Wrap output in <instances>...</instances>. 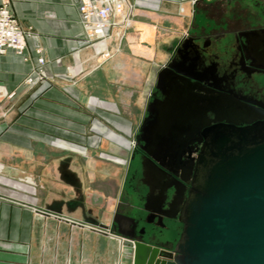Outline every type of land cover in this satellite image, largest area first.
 <instances>
[{
    "label": "crops",
    "instance_id": "1",
    "mask_svg": "<svg viewBox=\"0 0 264 264\" xmlns=\"http://www.w3.org/2000/svg\"><path fill=\"white\" fill-rule=\"evenodd\" d=\"M3 1L9 3L20 28L30 30L33 36L26 40L25 60L10 50L0 55V89L16 92L14 99L6 103L8 107L14 105V110L0 120L2 169L17 173L13 162L19 159L20 174L31 177L23 172L34 162L40 171L44 166L41 163L47 159L45 151L54 157L52 161L57 159L55 155L59 156L60 164L54 165L53 170L62 168L74 184L79 160H87L85 170L92 177L98 166L92 162L96 154L100 161L112 160L113 169L99 164L97 189H45L46 181H40L41 177L42 189H35L34 195L29 189L0 187V264H130L131 252L125 242H129L131 221L143 208L135 202L132 189H127L134 169L132 147L139 125L136 127L119 110L106 114L83 107L85 96L74 88L64 91L43 84L28 95L26 88L19 87L33 68L56 82L68 79V67H79L78 79L86 81L104 72L118 91L116 101L110 102L121 109L126 104L119 76L128 72V60L118 54L96 69L93 53L82 41L78 0H0V5ZM140 1H144L143 6L155 1L157 10L134 12L131 35L118 42L112 31L109 49L113 53L116 49L131 50L133 54L144 49L148 60H152L156 48L162 50L169 44L167 53H173L184 40L199 32V26L193 28L196 8L202 16L206 10L213 11L216 3L229 4L233 0H138L139 5ZM166 19L174 25L155 24ZM157 35H162V42ZM39 56L44 59L43 66L37 65ZM56 60H60L59 64ZM166 64L152 68L144 108ZM128 93V97H134L137 91ZM85 170L79 171L81 184L87 182L83 177ZM50 214L53 218L47 217Z\"/></svg>",
    "mask_w": 264,
    "mask_h": 264
},
{
    "label": "flooded vegetation",
    "instance_id": "2",
    "mask_svg": "<svg viewBox=\"0 0 264 264\" xmlns=\"http://www.w3.org/2000/svg\"><path fill=\"white\" fill-rule=\"evenodd\" d=\"M215 5L158 74L134 137L127 189L143 206L135 221L140 229L173 228L168 247L181 234L207 133L264 122V0ZM164 145L171 148L166 152Z\"/></svg>",
    "mask_w": 264,
    "mask_h": 264
},
{
    "label": "water",
    "instance_id": "3",
    "mask_svg": "<svg viewBox=\"0 0 264 264\" xmlns=\"http://www.w3.org/2000/svg\"><path fill=\"white\" fill-rule=\"evenodd\" d=\"M206 138L177 243L165 245L173 228L140 229L131 221L130 264H264V122L216 126Z\"/></svg>",
    "mask_w": 264,
    "mask_h": 264
},
{
    "label": "rangeland",
    "instance_id": "4",
    "mask_svg": "<svg viewBox=\"0 0 264 264\" xmlns=\"http://www.w3.org/2000/svg\"><path fill=\"white\" fill-rule=\"evenodd\" d=\"M137 1L138 0L128 1L129 5L132 7L131 15L129 16L128 23H125V25L123 26H119V27L114 26L108 29V32H107L108 39L106 42V46L109 50V56L107 58L106 57L104 58L98 55L96 56L94 48H92L91 45H89V43L87 42L88 38L86 37L85 31L82 29L83 30V40L82 41L84 44H86L88 48L91 49L93 53L92 55L93 59L96 63V69H99L100 67H102L104 63L111 61V59L115 58L118 54H121L125 61L128 60L127 61L128 66L125 68V70L127 69L128 72L122 73L123 74L122 77L119 76V80L121 79L120 81H121L122 88L124 89L123 93L125 96H123V100H124V103L128 105V108L125 107L126 105H124V107L121 106L122 108L118 109L115 105H113L110 102V100L116 101V95L118 94V91L115 90L114 88L116 87L115 82L111 84V82H108L106 77H104V72L97 73L94 76H92L89 79V81H86L83 79H78L80 77L79 67L66 68L65 71H66L67 78H68L67 80H61L59 82H56L53 79H46L43 81H39L35 84H28L27 82L28 76H30L32 71L36 69V68H33L30 71L29 75L26 76L23 82L19 85V87L26 88L29 93L28 95H31L43 84L48 86V88L59 87L61 89H64V91L65 90L67 91L68 89H72V88L76 90H80L83 92L85 96V101H84L85 105H83V107H88V108H91L97 111H101L106 114H114L115 110H119L122 116L133 121L134 125L137 127L144 113L146 96L148 95V94L146 95V90H147V87H149L150 85L149 78H150V75L152 74V70H153L152 68L155 67L154 66L155 64H158L159 65L158 67L164 65L166 62L169 61L172 55L171 52L167 53L169 44H165L166 46L163 47L162 50L160 48H156L154 51L155 56L152 58V60H148L146 54H144L143 52V51H146L144 49H141L138 52V54H133L131 50L124 51L123 49H121V51L119 49H116L114 50V53H113L109 49V41L111 39L112 31L114 32V37L118 40V42L126 40L127 36L131 35V32L133 31L132 27H134L135 17H136V14L134 12H137V11L155 12L157 10L155 8V5L157 4L155 3V1H150L149 6L147 4H146L147 6H143L144 1H140L142 4L139 5ZM195 11H196V14L193 19V28L194 27L197 28L198 26H201L200 21L202 20V16L198 13L197 8L195 9ZM193 12H194V9H193ZM78 14H79V23H80L79 10H78ZM189 17H191V15ZM113 20L117 22L118 18H114ZM168 23H170L171 25H174L172 24V22H169V20L167 19L157 20L155 24H161V25L166 26V24ZM184 24L185 23H183V25ZM18 27L20 28L19 25ZM20 29L26 34L25 39H24V43L26 47V40L31 38L33 34L31 33L30 30L22 29V28ZM157 39L162 42L163 41L162 35H157ZM16 57L21 58L19 56H16ZM59 61L60 60H56V63L59 64ZM69 68L71 69V71H68ZM134 89L135 91H137V94L134 97H128L127 96L129 94L128 92ZM15 96H16V92L6 93L2 89H0V120H4L8 116V114L12 112V110H14L15 108L14 105L12 107H8L7 104H9L8 101L14 99ZM7 107L8 109H5ZM127 109L129 110V112L127 111ZM45 152L48 153V151H45ZM47 153H45L47 159L45 160L44 163H41V165L44 164V166L42 169H40V171L36 168L37 163L34 162V165H31L28 171L23 172L24 174H26L27 172V174H30L31 177L20 174L21 165L19 163L18 158H16L18 159L17 161L14 160L13 162V164L18 167V169L16 170L18 174L12 171H7L6 173L2 169V163H0V187H3V188L6 187V189H29V192H31L32 195H34L35 189H38V188L42 189L41 187H39L40 186L39 178L41 177L40 181H42L43 183H44V179L46 181L44 184L45 189L46 188L48 189H54V188L55 189H65V188L66 189H97V187H99V184L97 183L98 178H96V173H97L96 170L98 169L99 164H101L104 167V169L107 166L109 167L108 169L110 170L113 169L112 160L104 158L103 161H100L99 157H98L99 160L96 158L97 157L96 156L97 154H96L94 155L95 158L92 157L93 160L91 159L94 164L98 165L96 170L93 169L95 176L93 175L92 177L89 175L88 170H85L87 160H79L76 163V170H77L78 177L76 179V184H74L73 181H71L73 179L67 178L62 168H59L60 170L57 168L58 169L57 171L53 170L54 165L58 166L60 164L58 162L59 156L55 155V158L57 159L52 161L54 157L51 155H48ZM52 153H55V152H52ZM37 158L41 159V156ZM80 170H85L83 177L86 178V180L84 179V181H87V182H84V184L83 183L81 184L79 180ZM114 172L117 173L115 169H114ZM114 172H111L110 174H113ZM64 176L66 177V179L64 178ZM34 212L37 215L39 214L36 211ZM47 217L53 218V215L50 214Z\"/></svg>",
    "mask_w": 264,
    "mask_h": 264
},
{
    "label": "built area",
    "instance_id": "5",
    "mask_svg": "<svg viewBox=\"0 0 264 264\" xmlns=\"http://www.w3.org/2000/svg\"><path fill=\"white\" fill-rule=\"evenodd\" d=\"M78 10L82 29L88 38L87 42L94 48L96 56L107 58L109 56L106 46L108 29L128 23L132 7L126 0H79ZM114 18H118V21L115 22ZM25 35L13 18L9 3L3 1L0 5V55L10 50L16 56L25 59ZM37 65H44V59L41 56L37 58ZM68 71L71 69L69 68ZM43 80H46L44 74L36 69L27 78L28 84Z\"/></svg>",
    "mask_w": 264,
    "mask_h": 264
}]
</instances>
